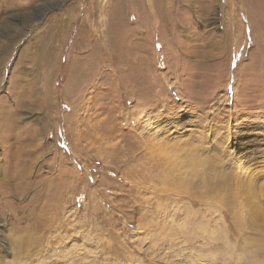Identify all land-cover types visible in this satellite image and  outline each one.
Returning <instances> with one entry per match:
<instances>
[{
    "label": "rangeland",
    "instance_id": "obj_1",
    "mask_svg": "<svg viewBox=\"0 0 264 264\" xmlns=\"http://www.w3.org/2000/svg\"><path fill=\"white\" fill-rule=\"evenodd\" d=\"M0 264H264V0H0Z\"/></svg>",
    "mask_w": 264,
    "mask_h": 264
}]
</instances>
